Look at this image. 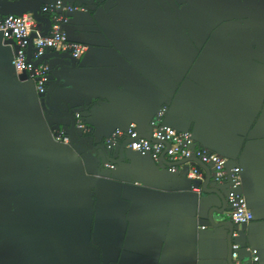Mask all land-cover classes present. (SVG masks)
<instances>
[{"label": "crops", "instance_id": "crops-1", "mask_svg": "<svg viewBox=\"0 0 264 264\" xmlns=\"http://www.w3.org/2000/svg\"><path fill=\"white\" fill-rule=\"evenodd\" d=\"M97 5L62 27L88 48L51 109L0 36V264H232L233 243L242 263L256 249L264 264V0ZM54 109L78 110L90 129L79 137L97 148L131 124L140 136L153 121L191 133L240 165L253 220L230 239L209 222L221 200L202 191L205 179L197 193L165 163L128 148L120 156L126 139L108 156L55 142L70 121Z\"/></svg>", "mask_w": 264, "mask_h": 264}, {"label": "built area", "instance_id": "built-area-1", "mask_svg": "<svg viewBox=\"0 0 264 264\" xmlns=\"http://www.w3.org/2000/svg\"><path fill=\"white\" fill-rule=\"evenodd\" d=\"M80 6L62 7L59 1L55 6L44 7L43 11L51 13V27L46 36L40 37L42 25L36 22L31 13L21 16L7 15L0 17V35L4 40L13 42L12 64L16 72H23L35 83L38 94L46 91L49 80V67L47 64L34 65L27 61V39L30 34L35 33L33 39V58L37 59L47 50L61 53H69L73 58H80L87 51V45L71 41L67 38L62 25L67 18L66 12L83 11ZM76 129L84 134L90 133L89 127L79 113L75 114ZM52 138L55 142L69 144V137L63 130L54 131ZM132 140L127 148L141 157H149L155 162H162L165 154L168 163H181L179 166H170L173 173L187 167L186 178L190 182L191 190L201 192V185L206 177V172L201 165L206 167L210 173L211 182L215 187L225 188V200L230 221L236 226L247 225L253 220V214L248 207L247 200L242 190V169L240 165L229 161L217 153L211 152L200 146H196L191 133L177 131L169 126L153 125L150 139L141 137L134 124L125 130H114L105 140L107 149H112L121 140ZM114 169L113 165L106 166ZM238 243L231 245L232 264H245L239 258ZM259 256L256 249L250 251L248 264H258Z\"/></svg>", "mask_w": 264, "mask_h": 264}, {"label": "water", "instance_id": "water-1", "mask_svg": "<svg viewBox=\"0 0 264 264\" xmlns=\"http://www.w3.org/2000/svg\"><path fill=\"white\" fill-rule=\"evenodd\" d=\"M61 1L62 2V7L66 6H80L85 8L87 11H96L98 10V5L97 2L103 1V0H0V17H4L7 15H15V16H21L23 14H28L31 13L34 20L42 25V30L39 33L40 37L46 36L50 27H51V20H50V15L51 13L49 11L44 12L43 8L44 7H50V6H55L57 2ZM76 11L73 12H66L64 13V16L68 19V17L75 13ZM67 22V20H66ZM65 22V23H66ZM64 23V24H65ZM63 24V25H64ZM62 25V27H63ZM63 29V28H62ZM64 31V30H63ZM65 32V31H64ZM66 33V32H65ZM1 36V35H0ZM67 36V34H66ZM36 38V34L32 33L27 39V61L28 63L34 64V65H39V64H47V62L55 60L56 63L53 64V67L48 65L49 67V80L46 85V91L44 94V102L46 105L47 109H51V106L49 105L50 103V97L54 94L57 88H62L68 77L71 76L77 67H79V60L76 58H73L69 53H61L57 51H50L47 50L42 56L38 57L37 59L33 58V39ZM68 38V37H67ZM10 41V40H9ZM12 42V41H11ZM13 44V42H12ZM50 80H52L50 82ZM40 94V95H43ZM57 110V109H56ZM54 109V112H56L57 115L60 117H65L68 118L70 123L68 127V132L65 131V129H62L66 135L69 137L70 142L72 143H84L85 145L89 146L90 148L94 149V151H97L98 149H102L105 155L108 156V151L111 149H107L106 145L103 146V148H97L93 147V139L91 137H79V134L75 126V114L78 113L79 111L76 109H72L68 113H62L60 111H56ZM153 125L156 126H168L165 124H159L156 121H153L150 124L151 130H153ZM152 131L150 132V135L148 136H141L145 139H150L151 138ZM132 140L127 139L123 142V144L120 147L119 154L120 156H123L124 150L127 148V145L131 142ZM109 162H111V159H109ZM162 163H165L170 166H179L181 163H168L165 157V154L162 156ZM229 164V163H228ZM233 161L229 164L232 165ZM107 166V165H106ZM203 169L206 172V177L205 181L202 185V191L205 193H211V194H216L219 196L221 200V207L220 208H215L213 211L209 214V222L212 226L214 227H224L228 229L229 231V238L231 239L234 231L236 230V225H233V223L225 217H223L226 209V200H225V194L222 195L221 191L216 189V188H209L208 185L211 182L210 178V173L204 167L201 165ZM187 167L184 166L183 169L179 170L176 173H179L181 176L186 177L187 174ZM245 196V195H244ZM217 213L222 216V220L218 223H216L212 217V213ZM230 261H231V251H230Z\"/></svg>", "mask_w": 264, "mask_h": 264}]
</instances>
